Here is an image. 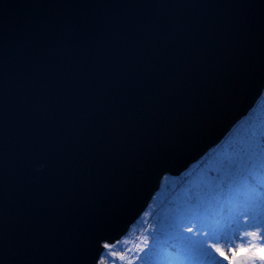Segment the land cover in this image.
<instances>
[{"label": "water", "instance_id": "water-1", "mask_svg": "<svg viewBox=\"0 0 264 264\" xmlns=\"http://www.w3.org/2000/svg\"><path fill=\"white\" fill-rule=\"evenodd\" d=\"M263 91L264 0H0V264H98Z\"/></svg>", "mask_w": 264, "mask_h": 264}, {"label": "rangeland", "instance_id": "rangeland-1", "mask_svg": "<svg viewBox=\"0 0 264 264\" xmlns=\"http://www.w3.org/2000/svg\"><path fill=\"white\" fill-rule=\"evenodd\" d=\"M227 145V140L221 142L219 146L211 149L207 156H205L201 161L193 164L186 172L181 174L173 173L164 178L163 182L165 184L164 188H166V190L164 189L163 191H159L157 193L153 203V207L155 206V208L159 207V202L164 201L168 195L174 194L176 187L172 181L173 178H177L181 175L188 180L186 182V189L183 190L180 195H177L178 198L176 197L177 199H175V202L167 208L166 212L164 213L162 211L159 213V216H155L156 219H161V222L155 225L157 231L163 230L164 234L166 235V232L170 230V225L166 221V217H168L170 214H174L177 209L180 211L185 210V206L189 202L185 192L190 185L194 184V187L192 188L193 199L198 202H202L200 205L201 210L206 211L210 218H214V213L219 210L218 208L215 210V207L218 204H220L221 207V204L225 203L229 198L233 197V195L235 196L236 192H246L248 187L247 179L241 181L240 184H236V187L233 188V190L230 189V186L236 182L233 183V181H231V179L233 180V177L230 175V167L232 164L228 166L227 162H229V159H236L241 164L242 157L236 153L227 152ZM261 160L262 157H259L257 160H255L257 167L260 166L259 163ZM223 166H225L226 169H224ZM212 167L216 170H214L216 173L205 176V170ZM238 172L239 170L236 173ZM226 177H228L232 183L229 182L226 185L225 183L227 182L224 183ZM167 184H169V186H167ZM199 188L203 190L202 199L204 202L199 201V195H196ZM231 191L233 192V195ZM258 193L262 198H264V193H262V190L261 192L258 191ZM208 199L215 202V207L213 205V207L210 208ZM218 201L220 203H218ZM203 203H205L206 206L208 205V208L204 206ZM163 214L166 215V217H164ZM149 221L150 215H145L144 223L148 224ZM246 222L247 224L253 223L252 215H248L246 217ZM213 223L216 224L218 229L223 233L221 239L219 240L218 247L223 250L224 256H221L220 253L215 251V249H212V255H201L198 259V264H234L233 256H238L241 253H246L251 258L250 264H264V229L247 228L245 224V218H241L240 221L237 222L235 219L227 215L217 216ZM142 229L143 227H141L139 230ZM253 231L257 233L255 236L251 235ZM141 233L142 231L140 234ZM151 233L149 234V237L147 236L145 238V240H143L141 237L142 241L141 244L139 243V247L133 240L130 242L124 241V243H121L119 246L115 247L113 251L109 250L103 253L104 264H150L154 261L159 262L158 264H177L176 251L170 248L168 245L162 244V242L165 240V235L161 237L159 232H157L155 237H153ZM191 234L192 233H186V235ZM123 244H127V246ZM134 246H137L138 248L134 249ZM233 248H235V252L232 251ZM153 253L156 255H153ZM151 256H154V258L151 259ZM213 257H215V259H213ZM225 257H227V259H225ZM157 262H154L153 264H157Z\"/></svg>", "mask_w": 264, "mask_h": 264}, {"label": "snow or ice", "instance_id": "snow-or-ice-1", "mask_svg": "<svg viewBox=\"0 0 264 264\" xmlns=\"http://www.w3.org/2000/svg\"><path fill=\"white\" fill-rule=\"evenodd\" d=\"M249 151L252 157L257 156L253 144L249 145ZM193 187L194 184L190 185L185 192L189 201L185 210L177 209L174 214L166 217L170 230L166 232L164 243L176 251L177 264H198L201 255H212V249L224 256L223 250L218 247L223 233L213 223L217 216L227 215L237 222L241 218H245L247 228L264 229V198L261 197L256 188L248 186L246 192L229 198L214 213V218H210L206 211L201 210L202 202L193 199ZM196 195L199 194L196 193ZM248 215L253 217L252 224L246 222ZM156 233L157 230L153 229L151 234L155 237ZM186 233L192 234L186 235ZM256 234L255 231L251 233L254 236ZM105 247L108 245L105 244ZM232 251L235 252V248Z\"/></svg>", "mask_w": 264, "mask_h": 264}, {"label": "trees", "instance_id": "trees-1", "mask_svg": "<svg viewBox=\"0 0 264 264\" xmlns=\"http://www.w3.org/2000/svg\"><path fill=\"white\" fill-rule=\"evenodd\" d=\"M250 144L255 146L257 152V156L255 157H252L249 151ZM226 149L227 152L236 153L242 157L241 164L236 159H229V162H227L228 166L232 164L230 167V175L233 177V180L231 179V181H233V183L236 182L235 184H232V188H235L237 183L240 184L241 181L247 179L248 186H252L257 190H262L264 188V98L250 118L246 119L231 136ZM259 157H262V160L259 163L260 166L257 167L255 160H257ZM223 167L226 169L225 166ZM212 168H207L205 170V176L216 173L214 172L215 169ZM238 170L239 172L236 173ZM225 181L231 182L228 177L225 178ZM240 194L242 193L236 192L235 196ZM172 204L173 202L171 205ZM166 210L167 209L164 208V213ZM153 215L154 213H152L151 219L149 221L152 222L151 225L147 224L145 226L144 221L140 220L134 226L132 232L128 236L130 241L133 240L135 243L141 242L140 237L143 236V234L145 235L144 238H142L143 240H145L147 236L149 237V234L152 232V230L156 229L155 225L161 222V219H156ZM164 217H166V215H164ZM141 227H143V229L139 230ZM141 231L142 233L140 234ZM157 232H159L161 237L165 235L163 230ZM162 244L165 245L164 242H162Z\"/></svg>", "mask_w": 264, "mask_h": 264}, {"label": "bare ground", "instance_id": "bare-ground-1", "mask_svg": "<svg viewBox=\"0 0 264 264\" xmlns=\"http://www.w3.org/2000/svg\"><path fill=\"white\" fill-rule=\"evenodd\" d=\"M221 140H222V139H220V141H217V142L215 143V145H213L212 148H214L215 146L219 145V143L222 142ZM212 148H211V149H212ZM205 153H207V152H205ZM108 244H109V245H108L107 248H110V247L114 246V244H116V242H108ZM105 248H106V247H105Z\"/></svg>", "mask_w": 264, "mask_h": 264}]
</instances>
